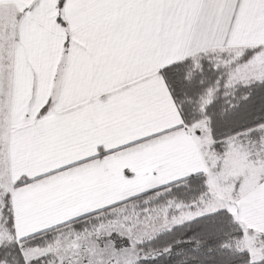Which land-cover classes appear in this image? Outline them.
Here are the masks:
<instances>
[{"label": "snow or ice", "instance_id": "obj_1", "mask_svg": "<svg viewBox=\"0 0 264 264\" xmlns=\"http://www.w3.org/2000/svg\"><path fill=\"white\" fill-rule=\"evenodd\" d=\"M0 264H264V0H0Z\"/></svg>", "mask_w": 264, "mask_h": 264}]
</instances>
